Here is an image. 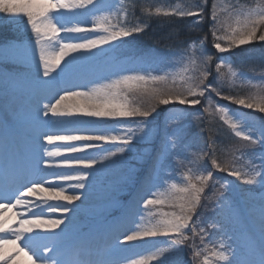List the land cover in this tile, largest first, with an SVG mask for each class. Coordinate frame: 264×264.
<instances>
[{
    "label": "snow or ice",
    "instance_id": "1",
    "mask_svg": "<svg viewBox=\"0 0 264 264\" xmlns=\"http://www.w3.org/2000/svg\"><path fill=\"white\" fill-rule=\"evenodd\" d=\"M98 3L99 0H0V20L7 19L18 27L22 25L21 31L28 32V41L33 44L34 52L38 51V76L39 69L42 68L43 77L50 80L52 73L58 68L61 71L65 70L61 67L62 62H65V67L73 63L76 59L73 57L74 53L92 52L102 45L119 46L114 42L123 44L126 42L125 38L143 33L149 26L146 20L136 23H131L129 20L130 15L135 16V3L131 5L121 3L115 10L110 9L95 16L91 28L83 27L79 22L64 23L66 13L75 14L77 10H85L89 6L96 7ZM145 11L149 17L155 15L194 18L193 25L207 23L212 37V47L218 53H228L233 48L249 44L256 39L264 41V31H260L264 27V3L251 8L241 4L240 0H225V2L212 0L209 7V0H197L188 6L178 3L167 9L156 7L154 13L147 9ZM112 17L117 19V23L114 25L106 23L110 22ZM258 31H260L259 35H257ZM61 33L64 35L62 36ZM89 33L102 34L93 38ZM206 41L207 36L199 41H189L180 54V60L186 61L183 70L194 71L199 46L205 64L199 77L187 78L190 83L187 85L186 96L160 94L155 88L149 90L147 87L149 84L167 80L169 76L167 72L163 74L130 72L88 90H62L63 94L54 98V103L50 100L43 104L42 109H38V113L42 112L43 117L50 118L45 121L46 124L52 125L53 128L60 127L64 134L57 132L42 134L44 143L40 145L41 155L36 161L37 172L42 175H39L38 179L14 188L10 186L8 180H5L4 187L0 188V234H2L0 249L7 244H15L18 252L27 249L25 254L31 252L29 259L33 264H37V261L39 264H115V261L106 258V252L93 248L86 236L73 233L69 228L71 221L66 223V215L75 209H70L67 205L81 200V195H66L65 192L68 189H85V181L88 180L89 173L83 169H93L97 164L126 156L135 143L150 138L155 127L153 120L160 115L158 105H171L173 110L165 112L163 120L165 132L160 138L159 156L151 165L152 173L156 171L159 157L167 159L175 152L187 135L188 129L200 120L202 113L195 109L196 105L201 104L200 98L209 93L222 95L218 81L222 82L225 74L220 72V68L229 65L228 75L230 77L237 75L231 67V61L220 57L219 63L216 64V76H213L208 66L213 60V54L203 52ZM66 57L72 59L66 61ZM48 82L45 80L42 83L47 85ZM122 88L142 91L145 95L151 93V98L157 103L147 109L130 106L126 96L123 101L120 99ZM222 99L244 109L264 114V98L253 101L223 95ZM69 100H77L78 104L66 105L65 102ZM178 106L185 107L177 112L175 109ZM203 112L213 118L218 115V119L227 126L231 134L243 142L237 149L240 151V156L235 159H246L247 164V167L237 168L231 164L221 165L213 158L212 166L228 176L235 177L243 185L264 190V122L255 125L250 120L249 114L233 112L228 105H218L214 112L209 107H204ZM80 117L95 118L97 122L104 119L115 121L119 126L118 134H113L115 130H88L83 127ZM137 117L140 119H131ZM170 124H175V127L168 131ZM200 131L202 132L203 129ZM97 142L111 144L114 147L105 149ZM92 149H98L99 156L74 155L87 153ZM41 164L43 168L40 167ZM185 179L188 181L185 187H178L176 183L171 184L173 191L185 194L179 197L183 203L179 204L181 212L177 214L162 211L158 207L166 202L162 198L164 193L160 190L161 186L151 184V173H145L143 181L145 187L137 194V199L134 201L137 205L142 204L139 213L140 222L134 221L135 227L130 234L124 236L123 243L165 237L166 246H157L150 255L131 260L128 264H152L153 261L157 264H168L170 257L183 251L180 246L189 241L188 232H191L192 239L199 235L203 243L206 229L199 226L198 220L194 217L201 206L209 181L213 180V172L209 170L206 174L198 175L196 179L200 182L199 186L192 183L190 177L186 176ZM129 181L134 182V177H129ZM220 188L230 190L231 185L223 182ZM25 197H36V200ZM218 199L220 201L227 199L223 191L219 192ZM58 201H66L67 204L52 203ZM9 207L18 209L14 213L19 217L15 221V227L3 219L4 211ZM227 208L231 218L241 224L245 223L248 217H254L258 211V235L250 228L242 231L241 245L238 247H233L224 240L219 241L211 250L193 245V262L203 256L201 264H264V197H261L258 209H244L235 207L231 203ZM57 212H60L61 216L52 218L51 214ZM62 225L64 227H61ZM212 227L216 228L217 225L213 224ZM41 233L50 235L44 236ZM44 240L50 243H41ZM12 258L14 257L0 255L3 264H9ZM170 264H178V261L172 259Z\"/></svg>",
    "mask_w": 264,
    "mask_h": 264
},
{
    "label": "rangeland",
    "instance_id": "2",
    "mask_svg": "<svg viewBox=\"0 0 264 264\" xmlns=\"http://www.w3.org/2000/svg\"><path fill=\"white\" fill-rule=\"evenodd\" d=\"M257 1L259 0H240V3L245 5L246 7L255 8L256 6H254V4L258 5ZM101 2L103 4H97L96 6L97 9L94 7V11H90V12L86 11V13H84L83 15L79 16L76 19L79 22L81 20L82 21L85 20V22L92 21L95 16L101 15L103 12H107L110 9L115 10L117 7H119L121 3L125 5H131L135 3L136 6L135 16L133 17L130 15L129 20L131 21V23H136L137 21L143 22L146 20L149 25L143 33L134 34L132 37L125 38L128 39L125 45L124 43L119 44V42H116V44L119 45V47L118 49L115 47V49L112 52L116 51L124 55H122V57L119 56V58H117L114 61L119 63L123 62L125 64H129L128 67H130V71L128 72L124 71L122 74H129L130 72H152L153 74H163L164 72H167L169 74L168 79L156 84H149L147 86L149 90L155 88L159 91V93L162 94L178 93L186 96L187 85L188 83H190V81H188L187 78L189 76H192L194 78L199 77L200 73L204 70L205 64L201 54H197L198 59L195 70L193 71L189 69L188 71H184L183 64L186 63V61L180 60V54L182 53V51L174 52L171 49L169 51H165L163 49L156 52L153 56L148 57L147 59H143L142 57L135 55L138 52V49L133 46V42L135 40H142V38H144L145 36V38L149 39V41H151L152 43L154 41L160 43L162 39H158V38L155 39V34L157 30L159 29L160 32L165 33L168 31V29L177 28L180 23L179 18L177 17H164V16L157 17L155 15L149 17L145 9L154 13L156 7L167 9L175 6L178 3L182 4L183 6H188L192 3L197 2V0H101ZM211 2L212 0H209V7L211 6ZM221 2H225V0H221ZM186 19L193 20L194 18H186ZM106 23H110L114 25L117 23V19L115 17H112L110 22H106ZM163 26L165 27L161 28ZM21 28L22 25L18 27L16 24L10 23L7 19L0 20L1 34L11 33L13 35H17L13 37L21 36V38L23 39L25 32L21 31ZM260 31H264V27H262ZM175 34L176 33L174 31L173 34L172 33L170 34L172 35L170 39L172 40L173 44L176 39ZM0 39H2L1 36ZM12 43L14 44L12 45ZM2 44L3 43L0 40V51L1 50L5 51L6 49L7 51L10 52L12 51V53L7 55V52H4L5 56L3 55V57H1L0 55V94L3 95L2 97H4L5 92L11 94L10 92H12L14 88H16L18 90V94L20 96H24V99L28 100L26 95H23V93H21V89L18 86H15L14 84L10 83L9 75H7V72H2L1 69L2 67L3 69H5V67L8 66L6 64L9 63L19 65L18 64L19 62H17V60L13 58L19 51V48L17 49V47L30 46L31 44L26 41H23L21 43H15L12 40L8 42V45L7 44L2 45ZM127 44L129 48L126 47ZM254 44L255 45L260 44L262 45L263 48L259 49L258 48L259 46H257V52L259 53V56L258 59L255 60V63H253V65L254 64L255 65L250 68V71L247 72L244 70V68H241L242 71L236 70L232 66L231 67L234 71L237 72V75L233 78L237 81V83L248 86L253 92V97H254V98H249V97L247 98L243 96V94H240L236 98H244V99L247 98L246 100L252 99L253 101H256L264 98V92L261 93L258 92L259 90L264 89V41H259L258 39H256L253 40L251 43L246 45H241L240 47L242 46L250 47L253 46ZM124 46L126 51L123 50ZM234 49L236 48H233L232 50ZM213 52L216 61L213 60L212 61L215 63L214 68L216 71V64L219 63V58L224 57L227 59V56L230 52L218 53L214 48H213ZM116 62L111 61L107 65L114 64ZM86 64L87 63L81 64V66H85ZM208 66L210 67V65ZM220 71H222V73L225 74L224 77H227V74L229 73V65H225V66L223 65L220 68ZM26 72L21 73V75L20 74H16V75L21 77ZM112 72L113 71L111 69H107V71H103L102 75L108 78L110 77ZM33 75H35L34 71L26 73V75H24L22 78L30 79L33 77ZM171 84L179 85L182 88V91L178 92V90L175 87L171 86ZM69 85H70L69 89H65V90H74V91L88 90L94 86L102 85V84L95 82L93 84H89L86 86L79 84L76 85V83H70ZM232 86H236V85L233 83ZM120 92H121L120 95L121 101H123L124 97L126 96L128 103L130 104V106L133 107L141 105V106H146V108H148L151 105L157 103L156 100L155 102L154 100L153 101L151 100V93L149 95H145L142 93V91H137L135 89L129 91L128 89H124V88H122ZM219 98L220 97L217 96L215 93H209L205 97H202L200 99H201V104L206 105L208 107H212V105L214 106L227 105V103L230 104L231 102L226 100L225 103H216L215 101L218 100ZM50 100L54 103V98L48 99V102ZM11 101H13V99L11 100L6 98V103L5 102L2 103V105H4L2 109L3 110L7 109V106H10ZM65 104L77 105L78 101L69 100L66 101ZM237 106L238 108L233 109L231 106L230 108L233 112L239 111L244 114L246 113L249 114L248 112L249 109H244L242 106L239 105ZM160 107L161 105H158V110L160 112V115L157 116L155 120H153V125H155V127L153 128L150 138H148L146 141L135 143L132 146L131 151L128 152L126 156L113 158L111 161H106L104 164H97L93 169H83V171L89 173V178L87 181H85L86 184L85 189H75V190L68 189L65 192L66 195H71V194L81 195V200L74 201L72 205H68L70 206L69 207L70 209L74 208L75 209L74 211H78V214L73 215L68 219L66 217V223L67 221L70 220L71 224L69 226H72L75 223V221L81 218L84 219L85 221L79 226V228L90 227L92 231V232L90 231V233L88 234H84V233H80L81 231L75 230V233H80L86 236L88 239H91L92 236H94V234L98 236L107 234L109 225L114 224L113 219H117L118 217L122 216L120 211L112 215L113 208H115V206L118 207L121 206L120 200H122L123 196H126L127 194L130 195V192L127 193L128 189L131 192L133 191V193L130 195L132 201H135L137 199V192L142 188V185H144L143 181L146 172L151 173V184L161 186L160 190L162 193H164V196L162 198H164L166 202L164 205L158 207L162 209V211L175 212L177 214H180L181 212L179 208V204L183 203V201H181L179 197L185 194L173 191L171 189L172 183H176L178 187H185L188 185V181L185 179V177L187 176L191 178L192 183H195L197 184V186H199L200 182L196 179V177L200 174H206V172L209 170L213 172V180H214L217 170L211 164L210 159H213L212 156L205 155V149L203 146L200 149V153H199L194 148L193 146L194 143H192L188 134L184 136L183 141L175 149V152L169 158L165 159L164 157H159V163L157 165L156 171L152 173L151 165L156 161L157 157L159 156L158 146L160 143V138L163 136L165 132V128L163 126L165 113L161 112V109H159ZM165 107L168 108L166 111L173 110L171 105ZM184 107L185 106H178L175 109V111L178 112L180 108H184ZM251 111L256 115H259L260 117L259 121L254 122L255 125H258L259 123L262 122L260 120H262L263 118L262 115L264 114L255 112L254 110ZM14 116L15 115L11 116L12 118L10 119H13L11 120V122L13 123L14 121L16 124L20 125L21 121H19V118L14 119ZM22 117H25V114H23ZM41 117L44 118L42 112L39 113V118ZM33 119H38V118H33ZM79 119L83 122V127L88 130L91 131L115 130L113 134H118L119 126L116 125L115 121L104 119L100 122H97L95 118H89V117H80ZM131 119L139 120L140 118L137 117ZM42 123L43 121H39V124ZM46 127H47L46 132L49 131L48 133L57 132L59 134H64L63 130L60 127L53 128V126L50 124H46ZM174 127L175 124H170L167 130L171 131V129ZM46 132L40 131L39 129H35L31 137L44 143L42 139H39V137H41L42 134ZM97 143H101L103 145V148L105 149L114 147V145L103 144V142H97ZM239 147L240 144L231 146L227 149L226 147L222 149L219 152V157L216 158L217 162L219 164L221 163L222 165L231 164L237 168L247 167L246 159H235L236 157L240 156V151L237 150ZM7 151H11V149L9 148L6 150L5 149L1 150L0 157H4ZM99 154L100 152L98 149H92V150H88L87 153H78L74 155L99 156ZM129 177H134V182L129 181ZM219 179H220L219 182L213 183L212 188L209 189V185L208 187H206L205 193L203 194L201 200V206L197 210L196 217H194V219L198 220L199 226L205 227L206 229L205 233L203 234L204 235L203 243H201L199 235H197L194 239H192L191 232H188L187 234L190 237L189 241H187L184 245L180 246L183 248V251L180 252L178 255L170 257L168 264H170V261L172 259L178 261V264H192L193 245L198 248H207L211 250L218 245L219 241L224 240L226 243L232 244L233 247H238L241 245L240 235L242 231L248 229V227L256 228V225L257 227H259L258 211L254 217H248L245 223L241 224V223H236L234 219L231 218L227 205L231 203L235 207H241L244 209H248V208L258 209L259 201L261 197H264V190L260 189L259 187L250 188L249 186L243 185L242 183L237 181L235 177L228 176L227 174L225 178H219ZM223 182H228L231 185L230 190H224L220 188V184ZM152 190L154 191L155 189ZM221 191H223L224 195L227 197L226 200L220 201L218 199L219 192ZM212 198L214 199L217 198L216 200H218V203L217 206L214 207L210 205V208L212 207V209L209 210V214L212 215H207L205 208V205L207 203L206 201L207 199H212ZM215 209L216 211H214ZM141 210H142V204L137 205L134 202V204H132L129 207V209L125 210V215H128L131 218L133 217L137 218V223H139L140 222L139 213L141 212ZM60 216L61 214L60 212H58L55 218H59ZM213 224L217 225V227L213 228L212 227ZM103 225H107V230L104 231V234L102 233V228L100 227ZM231 225H233V228H229ZM15 226L16 224L13 225V227ZM225 226H228L229 233L226 231L219 230L221 227H225ZM61 227L64 226L62 225ZM231 233H233L234 235L230 237V235L228 234ZM229 237L231 239H228ZM122 241H124V238L118 243H114L113 248H110V246L106 247V250H108L107 255L109 259L115 261V264H128V262L131 260H137L143 256L150 255L151 252L157 248V246L160 247L166 246L165 237L145 238L144 241H135L129 243H123ZM10 245L11 244L4 245L3 248L0 249V255H3L4 250H6V253H8L11 257H14L11 260H9V264H33L32 260L29 259L31 253L28 252L27 255L25 254V251H27V249L25 251L18 252L15 244L12 246ZM21 246H23L22 243ZM33 260H35V257H33ZM202 260H203V256L197 259L194 263L201 264ZM37 263L39 264L38 261ZM0 264H3V260H0ZM152 264H157V262L153 261Z\"/></svg>",
    "mask_w": 264,
    "mask_h": 264
},
{
    "label": "trees",
    "instance_id": "3",
    "mask_svg": "<svg viewBox=\"0 0 264 264\" xmlns=\"http://www.w3.org/2000/svg\"><path fill=\"white\" fill-rule=\"evenodd\" d=\"M195 26L196 27L193 29V31L187 34L182 28L177 27V31L183 32L184 35L182 37H180V35L176 36L178 40L174 46L176 48L182 49L186 47L189 41H199L202 37L207 36V41L203 45V51L209 52L212 46V37L208 31V24L204 23L202 25ZM185 27L186 25L184 28ZM259 34L260 32L257 33V35ZM218 86H220V91L222 94L221 96L226 95V93L232 94L234 91L228 82L224 80L222 82H218ZM177 94L178 93H172L171 95L174 96ZM153 100L155 102V99H152V101ZM161 106L162 108L164 107L163 105ZM200 129H203V131L201 132ZM189 130L190 135L196 139L197 143L204 147L206 155L212 156V158L215 159L219 157V152L222 149L225 147L229 148L236 144V141L233 139V137L231 138L229 130L225 128L221 121L217 117L213 118L205 112L204 115L200 117V120L196 124H193ZM213 141H215V143H213ZM211 160L212 159H210V161ZM213 182L214 181L210 182L209 189L213 187Z\"/></svg>",
    "mask_w": 264,
    "mask_h": 264
},
{
    "label": "bare ground",
    "instance_id": "4",
    "mask_svg": "<svg viewBox=\"0 0 264 264\" xmlns=\"http://www.w3.org/2000/svg\"><path fill=\"white\" fill-rule=\"evenodd\" d=\"M98 4H103V3L101 2V0H99ZM98 34H102V33H89V36L94 38L95 35H98ZM61 35L63 36L64 34L61 33ZM114 44H116V42H114ZM113 47L114 46L102 45L100 48L93 49L92 52L74 53L73 57H76V59L73 61L72 64H77L78 62H81V61L84 62V61H87L91 58H99V57L106 56L111 51V49ZM4 52L5 51H3V50L0 51L1 57H3V55L5 56ZM13 58L15 60H17V62H19L20 64L25 65V66H28V67L37 66L38 51L34 52V49H32V48L31 49L30 48H24L23 50L18 51L17 54ZM71 59H72V57H66V61L71 60ZM61 67L64 69H69V66L65 67V62L61 63ZM59 71H61V70L58 68L56 70V72L59 73ZM30 198L33 200H36V197H30ZM17 211H18L17 208H15V209L8 208L6 211H4L3 219H5L9 225H13L14 220H15L14 213H16ZM126 224L127 223H125L123 225V227H125V229H128V226L126 227ZM127 225H131V224L129 223ZM101 242H102V240H101ZM3 255L6 257H10L9 254H7V253H4Z\"/></svg>",
    "mask_w": 264,
    "mask_h": 264
}]
</instances>
